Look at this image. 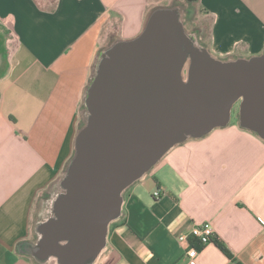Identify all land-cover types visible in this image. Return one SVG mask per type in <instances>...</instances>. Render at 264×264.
<instances>
[{
    "label": "crops",
    "instance_id": "crops-1",
    "mask_svg": "<svg viewBox=\"0 0 264 264\" xmlns=\"http://www.w3.org/2000/svg\"><path fill=\"white\" fill-rule=\"evenodd\" d=\"M171 4L215 56L264 52V0H0V264L36 263L25 248L36 202L73 153L95 54ZM205 220L232 257L191 238L198 264H264V140L238 113L172 147L125 191L93 264H185L177 237Z\"/></svg>",
    "mask_w": 264,
    "mask_h": 264
},
{
    "label": "water",
    "instance_id": "water-1",
    "mask_svg": "<svg viewBox=\"0 0 264 264\" xmlns=\"http://www.w3.org/2000/svg\"><path fill=\"white\" fill-rule=\"evenodd\" d=\"M180 4L149 10L140 32L94 56L73 153L39 199L37 264H93L125 191L174 146L239 125L264 140V52L219 58L185 26Z\"/></svg>",
    "mask_w": 264,
    "mask_h": 264
},
{
    "label": "built area",
    "instance_id": "built-area-1",
    "mask_svg": "<svg viewBox=\"0 0 264 264\" xmlns=\"http://www.w3.org/2000/svg\"><path fill=\"white\" fill-rule=\"evenodd\" d=\"M161 194L160 189L156 188L153 191L154 197H159ZM191 238L197 240L200 244H207L215 239V232L212 223L209 220L195 222L186 234L178 235L177 239L179 244L184 248L185 264H198L196 256L198 249L194 245Z\"/></svg>",
    "mask_w": 264,
    "mask_h": 264
},
{
    "label": "trees",
    "instance_id": "trees-1",
    "mask_svg": "<svg viewBox=\"0 0 264 264\" xmlns=\"http://www.w3.org/2000/svg\"><path fill=\"white\" fill-rule=\"evenodd\" d=\"M82 107V105H81ZM82 124V120L79 123V126ZM44 195V194H43ZM215 244L229 257H232L231 252L229 251V249L218 239H214ZM233 261L235 262V264H241L238 260L233 259Z\"/></svg>",
    "mask_w": 264,
    "mask_h": 264
},
{
    "label": "rangeland",
    "instance_id": "rangeland-1",
    "mask_svg": "<svg viewBox=\"0 0 264 264\" xmlns=\"http://www.w3.org/2000/svg\"><path fill=\"white\" fill-rule=\"evenodd\" d=\"M238 109H239V103H234L233 106H232V108H231V115H232L231 120L232 121H235L236 120V116H237V113H238ZM45 195H46V193H44V195H41L40 198L44 197ZM38 202H39V200H37V202H36V209H37V206H38Z\"/></svg>",
    "mask_w": 264,
    "mask_h": 264
}]
</instances>
